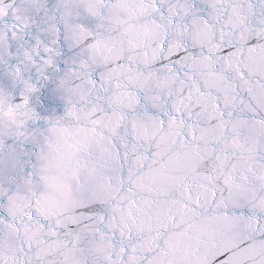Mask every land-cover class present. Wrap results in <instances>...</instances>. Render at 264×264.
Here are the masks:
<instances>
[{
	"label": "snow or ice",
	"instance_id": "obj_1",
	"mask_svg": "<svg viewBox=\"0 0 264 264\" xmlns=\"http://www.w3.org/2000/svg\"><path fill=\"white\" fill-rule=\"evenodd\" d=\"M0 264H264V0H0Z\"/></svg>",
	"mask_w": 264,
	"mask_h": 264
}]
</instances>
